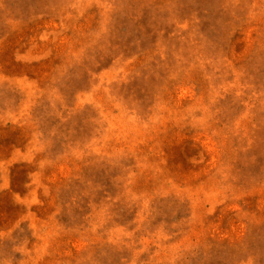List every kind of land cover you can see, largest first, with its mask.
I'll use <instances>...</instances> for the list:
<instances>
[{
    "label": "rangeland",
    "instance_id": "1",
    "mask_svg": "<svg viewBox=\"0 0 264 264\" xmlns=\"http://www.w3.org/2000/svg\"><path fill=\"white\" fill-rule=\"evenodd\" d=\"M0 264H264V0H0Z\"/></svg>",
    "mask_w": 264,
    "mask_h": 264
}]
</instances>
